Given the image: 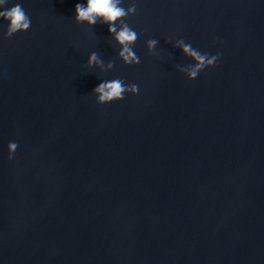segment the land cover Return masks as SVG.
Here are the masks:
<instances>
[{
	"label": "water",
	"instance_id": "water-1",
	"mask_svg": "<svg viewBox=\"0 0 264 264\" xmlns=\"http://www.w3.org/2000/svg\"><path fill=\"white\" fill-rule=\"evenodd\" d=\"M15 3L31 26L6 39L0 18V264H264V0H135L129 66L106 24L75 23L87 0ZM181 38L221 54L193 80ZM117 78L139 93L98 105Z\"/></svg>",
	"mask_w": 264,
	"mask_h": 264
},
{
	"label": "clouds",
	"instance_id": "clouds-1",
	"mask_svg": "<svg viewBox=\"0 0 264 264\" xmlns=\"http://www.w3.org/2000/svg\"><path fill=\"white\" fill-rule=\"evenodd\" d=\"M7 4L8 0H0V9H3L0 10V18L8 22L4 32L6 39L17 32L28 30L31 26V18L20 3H15L10 8L5 7ZM74 11L76 24H85L91 28L97 23L108 26V33L119 49L117 58L124 65L129 66L140 63V57L133 48V45L139 39V34L126 22V18L134 15L137 11L135 0L127 8L122 6V0H87L86 4L77 3ZM157 44L158 40L156 39H149L145 42V47L150 55H155L153 50ZM173 47L179 48L182 54L193 62L192 64L178 67V71L183 73L188 80L195 79L205 68L214 66L221 55L219 52L212 56L207 53L202 54L182 38L177 39ZM114 63L111 60L105 63L100 55L93 51L87 58L86 67H95L100 72H107L114 67ZM138 93L139 86L137 84H125L119 78L102 81L92 91V95L96 97L98 105L122 100L126 94L137 95ZM17 146L15 142L8 144L9 159H12V154Z\"/></svg>",
	"mask_w": 264,
	"mask_h": 264
}]
</instances>
